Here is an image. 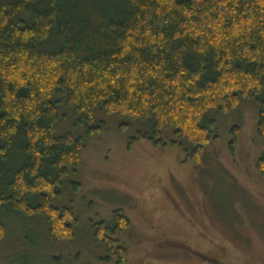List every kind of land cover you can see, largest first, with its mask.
<instances>
[{
	"label": "trees",
	"instance_id": "16d2710c",
	"mask_svg": "<svg viewBox=\"0 0 264 264\" xmlns=\"http://www.w3.org/2000/svg\"><path fill=\"white\" fill-rule=\"evenodd\" d=\"M240 98L258 105L264 177V0H0V160L14 143L24 155L0 212L40 216L49 238L69 240L77 218L50 198L80 167L85 138L105 130L96 108L150 121L152 134L133 142L164 146L161 133L171 132L192 146L197 165L217 137L205 115L228 113ZM63 105L85 138L54 136ZM231 132L234 150L238 129ZM129 226L121 210L94 226L107 261H126L114 238Z\"/></svg>",
	"mask_w": 264,
	"mask_h": 264
},
{
	"label": "rangeland",
	"instance_id": "374dc122",
	"mask_svg": "<svg viewBox=\"0 0 264 264\" xmlns=\"http://www.w3.org/2000/svg\"><path fill=\"white\" fill-rule=\"evenodd\" d=\"M54 136L86 135L70 108H58ZM258 105L240 98L228 113L209 111L216 139L204 149L199 164L192 146L161 133L165 145L136 141L151 135L150 121L95 109V123L105 130L85 138L81 165L69 170L59 186L56 208L77 218L73 238L48 237L40 217L28 220L10 208L0 212V264H118L93 239L94 226L110 222L121 210L129 228L116 234L127 251L122 264H264V177L256 170L263 153L257 134ZM94 125V124H93ZM237 128L234 150L232 129ZM175 141L172 145L170 142ZM14 143L0 160V194H8L10 174L23 162ZM74 185H78V187Z\"/></svg>",
	"mask_w": 264,
	"mask_h": 264
},
{
	"label": "flooded vegetation",
	"instance_id": "af4514ba",
	"mask_svg": "<svg viewBox=\"0 0 264 264\" xmlns=\"http://www.w3.org/2000/svg\"><path fill=\"white\" fill-rule=\"evenodd\" d=\"M100 223V222H99ZM98 224V223H97ZM115 240H118V239H116V237L114 238ZM119 241V240H118Z\"/></svg>",
	"mask_w": 264,
	"mask_h": 264
}]
</instances>
